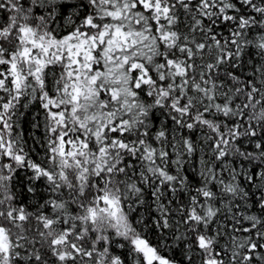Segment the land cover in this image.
Here are the masks:
<instances>
[{
	"label": "snow or ice",
	"instance_id": "obj_1",
	"mask_svg": "<svg viewBox=\"0 0 264 264\" xmlns=\"http://www.w3.org/2000/svg\"><path fill=\"white\" fill-rule=\"evenodd\" d=\"M0 264H264V0H0Z\"/></svg>",
	"mask_w": 264,
	"mask_h": 264
}]
</instances>
